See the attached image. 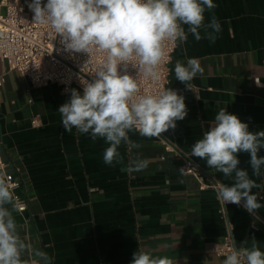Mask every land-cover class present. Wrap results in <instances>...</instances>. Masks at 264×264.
<instances>
[{
    "label": "crops",
    "instance_id": "crops-1",
    "mask_svg": "<svg viewBox=\"0 0 264 264\" xmlns=\"http://www.w3.org/2000/svg\"><path fill=\"white\" fill-rule=\"evenodd\" d=\"M213 3L217 7L206 10L205 24L213 15L219 21L215 42L196 41L188 33L185 43L177 41L169 63L166 89L184 96L187 116L160 137L129 132V139L141 146L122 142L118 151L123 163L113 166L103 162L109 146L103 138L93 140L75 128L66 132L61 124L57 110L72 89L82 93L78 86L67 92L58 84L33 87L0 62L1 152L28 202L24 216L15 210L12 214L20 237L47 252L52 264H130L138 249H152L153 255L169 256L177 264H222L215 247L227 232L236 248L245 241L243 246L250 247L254 237L264 251V207L256 212L260 221L254 222V231L243 202L223 209L217 192L198 190L197 182L181 173L179 156L160 141L190 158L205 180L231 186L233 178L191 156L192 145L223 107L247 123L249 131H264V0ZM183 27L187 32L188 26ZM200 32L204 37L203 28ZM189 58H198L204 69L190 82L191 90L174 73L175 62ZM237 156L238 167L261 185L252 191L264 204V167L261 176H254L250 154ZM258 157H264V148ZM137 159H147L148 167L129 170Z\"/></svg>",
    "mask_w": 264,
    "mask_h": 264
},
{
    "label": "clouds",
    "instance_id": "clouds-1",
    "mask_svg": "<svg viewBox=\"0 0 264 264\" xmlns=\"http://www.w3.org/2000/svg\"><path fill=\"white\" fill-rule=\"evenodd\" d=\"M28 7L34 12L33 23L49 26L61 38L66 51L86 52L89 56L93 50L105 54L92 80L81 81L83 92L72 89L70 99L57 111L66 132L75 128L93 140L97 137L105 140L109 146L104 150L103 162L109 166L123 163L118 151L122 142L133 148L141 146L129 139V132H138L146 138L160 137L187 116L185 98L173 88L139 94L136 77L127 73L129 65L142 70L146 78L158 81L165 41L183 44L191 33L196 41L207 38L214 43L221 31L215 15L205 24L206 10L217 7L213 0H47L46 4L32 0ZM183 25L188 26L187 32ZM134 61H138V66ZM203 72L198 58L175 62V79L190 90V82ZM210 124L203 137L192 145L191 156L203 159L208 168L234 179L231 186H218V200L236 205L243 202L244 209L255 214L264 204L252 190L261 185L250 178L247 170L238 167L237 154L249 153L252 174L261 176L264 157H258V152L264 148V131H249L248 124L228 113L225 107ZM148 164L147 159H137L130 162L129 170L142 171ZM180 171L183 173L184 169ZM16 199L7 183L0 179V264H52L47 252L20 237L12 214ZM245 243L237 249L234 240L233 249L222 264H264V251L255 238L250 247H244ZM25 254L29 259H22ZM130 264H177V261L153 255L152 249H138Z\"/></svg>",
    "mask_w": 264,
    "mask_h": 264
},
{
    "label": "built area",
    "instance_id": "built-area-1",
    "mask_svg": "<svg viewBox=\"0 0 264 264\" xmlns=\"http://www.w3.org/2000/svg\"><path fill=\"white\" fill-rule=\"evenodd\" d=\"M28 0H0V62H3L10 71H16L25 78L33 87H45L49 84H58L63 92H67L72 85L78 86L83 92L81 81H91L93 74L99 68L105 58V54L93 50L90 56L86 52H69L56 37L54 31L47 25L34 22V12L28 7ZM43 0L42 4H46ZM164 60L159 66L160 79L153 81L146 78L142 70L129 65L127 73L136 77L139 94L156 93L166 89L169 75V63L172 54L177 47L171 41H165ZM138 66V61H134ZM123 72V67L121 66ZM4 84V75H0V92ZM33 124L35 122H32ZM168 152L179 156L180 169H184L183 175L192 177L198 186V190H214L220 185L218 182L207 181L203 177L198 166L188 157L181 155L177 150L160 139ZM0 138V179H3L17 198L16 212L22 216L28 211V202L19 191L21 181L9 170L7 162L2 157ZM261 199V197H259ZM224 209L231 203L224 204ZM12 207V206H11ZM252 220L250 228L254 231L258 227L254 222L260 221L257 213L250 214ZM233 249V241L230 232H227L221 244L215 247V254L224 260ZM238 249V248H237Z\"/></svg>",
    "mask_w": 264,
    "mask_h": 264
}]
</instances>
